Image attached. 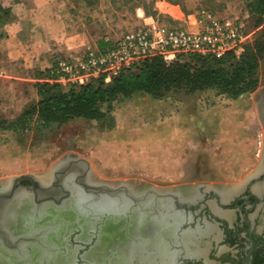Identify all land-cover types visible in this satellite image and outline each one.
<instances>
[{"label": "rangeland", "instance_id": "rangeland-1", "mask_svg": "<svg viewBox=\"0 0 264 264\" xmlns=\"http://www.w3.org/2000/svg\"><path fill=\"white\" fill-rule=\"evenodd\" d=\"M248 1L0 0L9 11L0 20V121L36 103L38 73L52 75L59 59H78L145 16L157 13L160 23L171 24L163 14L179 18L178 7L206 8L240 21L253 38L258 28ZM256 77V88L236 99L216 88L171 90L160 98L136 92L111 102L109 109L101 105L106 111L101 120L46 126L32 121L24 132L0 126V177L39 175L72 153L86 158L91 172L105 179L132 177L165 187L195 182L184 178L209 165L216 174L205 172L217 177L212 180L238 181L256 169L264 150V105L262 121L256 97L264 86V56ZM239 102L246 105L239 108Z\"/></svg>", "mask_w": 264, "mask_h": 264}, {"label": "flooded vegetation", "instance_id": "flooded-vegetation-1", "mask_svg": "<svg viewBox=\"0 0 264 264\" xmlns=\"http://www.w3.org/2000/svg\"><path fill=\"white\" fill-rule=\"evenodd\" d=\"M71 156L46 179L0 177V264H264V150L238 181L200 168L184 178L195 182L165 187L93 178ZM104 185L120 190L93 189ZM154 187L168 191L155 197Z\"/></svg>", "mask_w": 264, "mask_h": 264}, {"label": "trees", "instance_id": "trees-1", "mask_svg": "<svg viewBox=\"0 0 264 264\" xmlns=\"http://www.w3.org/2000/svg\"><path fill=\"white\" fill-rule=\"evenodd\" d=\"M247 11L253 15V24L258 29L239 54L229 51L221 57L179 55L170 63L156 55L121 71L109 82L100 77L66 88L52 80L54 77L48 71L38 73L33 85L38 97L36 103L24 108L13 119L0 121V126L24 132L30 129L32 121L46 126L62 125L77 118L101 120L106 116L101 105L107 104L109 109L111 102L136 92L160 98L171 90L195 93L216 88L219 93L236 99L258 85L256 72L264 56V0H249ZM8 15V8L0 3L1 22Z\"/></svg>", "mask_w": 264, "mask_h": 264}, {"label": "built area", "instance_id": "built-area-1", "mask_svg": "<svg viewBox=\"0 0 264 264\" xmlns=\"http://www.w3.org/2000/svg\"><path fill=\"white\" fill-rule=\"evenodd\" d=\"M178 9L179 18L166 14L176 24H163L157 16H145L117 39L89 49L80 58L59 59L52 69V80L62 86L81 85L100 77L109 82L152 56H162L166 63L179 55L221 57L229 51L239 54L252 40V33L238 20L217 16L206 8L191 12Z\"/></svg>", "mask_w": 264, "mask_h": 264}, {"label": "water", "instance_id": "water-1", "mask_svg": "<svg viewBox=\"0 0 264 264\" xmlns=\"http://www.w3.org/2000/svg\"><path fill=\"white\" fill-rule=\"evenodd\" d=\"M256 97L259 99L258 101H259V103H258V109H259V113H260V118H261V120L263 121V115H262V110H263V105H264V86L263 87H261V89H259V91L257 92V95H256ZM71 155H73V154H70V153H66L64 156H62L60 159H58L48 170H47V172H49V174H53V175H55L56 173L54 172V168L55 167H58V166H63L66 162H68L67 160L69 159H73V157L71 156ZM76 160H73L71 163H70V165H72V164H75V163H77V161H79V160H81L82 162H84V163H86L87 164V170L89 171L88 172V175L89 176H92V172H91V168H90V165H89V162H88V160L86 159V158H84V157H82V156H79V155H76ZM79 159V160H78ZM72 167H74V166H72ZM61 169H63L61 172H63L62 174L63 175H66V176H68V177H72V175L76 172L75 170H73V168H72V171H68L67 173H66V171H67V168L66 167H63V168H61ZM59 172H60V169H59ZM66 173V174H65ZM87 173V172H86ZM61 174V173H60ZM61 174V175H62ZM76 174V173H75ZM85 175V174H84ZM122 184V183H121ZM118 185H120V184H118ZM125 186V184L123 183L122 185H121V187L122 186ZM101 188H103L102 189V191H105L106 193H116V191H117V189H119L120 190V188L119 187H115V186H99V187H95V188H93L94 189V191L95 190H101ZM165 191H168L167 189H165V188H162V187H159L158 189H157V187H154L153 189H152V192H153V194H154V196L155 197H164L165 196ZM163 192V193H162ZM111 194V195H112Z\"/></svg>", "mask_w": 264, "mask_h": 264}, {"label": "bare ground", "instance_id": "bare-ground-1", "mask_svg": "<svg viewBox=\"0 0 264 264\" xmlns=\"http://www.w3.org/2000/svg\"><path fill=\"white\" fill-rule=\"evenodd\" d=\"M244 102H239L238 104H237V106L240 108V107H243L244 106ZM246 105V104H245ZM199 163V162H198ZM201 164V163H200ZM198 166V165H197ZM199 171H200V169H199ZM205 171H207V172H212V169L209 167V165H206V168L205 169H203L202 170V174H206V172ZM213 173V172H212ZM196 173H193V175H195ZM198 174H199V172H198ZM213 174H215V173H213ZM39 175H41V177L43 178V179H46V178H48V176H49V172H45V173H40ZM197 175V174H196ZM207 175V174H206ZM212 175V174H211ZM99 175L96 173H92V177L93 178H96V177H98ZM198 177H199V175H197ZM214 176V175H213ZM188 177H189V175H188ZM194 177V176H193ZM201 177H203V176H201ZM208 177V176H207ZM204 178V177H203ZM198 180V179H197ZM209 180V179H208ZM211 183V182H210ZM136 184V183H135ZM213 184V183H212ZM154 185H160V184H154ZM195 185V184H194ZM193 185V186H194ZM180 186V185H179ZM132 188H134V187H132ZM180 188V187H179ZM184 188V187H183ZM189 188V187H188ZM185 189V188H184ZM264 189V188H263ZM141 192V191H140ZM181 192H184L183 190L181 191ZM185 193V192H184ZM183 194V193H182ZM188 194V193H187ZM77 196V195H76ZM183 196V195H182ZM181 197V196H180ZM224 198V197H223ZM29 200V199H28ZM162 207V206H161ZM156 209V208H155ZM174 223V222H173ZM199 232V231H198ZM193 237V236H192ZM172 239V238H171ZM178 242H179V240H178ZM192 242V241H191ZM184 243H186V242H184ZM170 244V243H169ZM180 244V243H179ZM167 249V248H166ZM169 249V248H168ZM170 250V249H169ZM166 251V250H165ZM190 251V250H189ZM189 253V252H188ZM201 254V253H200ZM166 256V255H165ZM168 256H169V254H168ZM133 257V256H132ZM169 258H170V256H169ZM53 260V259H52ZM61 260V259H60ZM66 260V259H65ZM173 260V259H172ZM50 261V260H49ZM68 261H69V259H68ZM67 261V262H68ZM167 261V260H166ZM168 262V261H167ZM55 263V262H54Z\"/></svg>", "mask_w": 264, "mask_h": 264}, {"label": "crops", "instance_id": "crops-1", "mask_svg": "<svg viewBox=\"0 0 264 264\" xmlns=\"http://www.w3.org/2000/svg\"><path fill=\"white\" fill-rule=\"evenodd\" d=\"M165 17H168L169 19H170V21H171V23L173 22H175V21H173L168 15L166 16V14H163ZM176 23V22H175ZM104 44H106V41L104 42V43H101L99 46H103ZM98 47V46H97Z\"/></svg>", "mask_w": 264, "mask_h": 264}]
</instances>
